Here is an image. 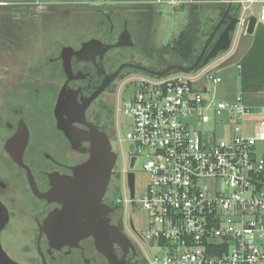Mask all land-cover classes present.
<instances>
[{"label": "flooded vegetation", "instance_id": "obj_1", "mask_svg": "<svg viewBox=\"0 0 264 264\" xmlns=\"http://www.w3.org/2000/svg\"><path fill=\"white\" fill-rule=\"evenodd\" d=\"M84 3L90 6L77 17L83 23L77 25L75 11ZM137 5L143 4L0 0V212L7 218L0 229V245L16 263L108 264L92 238L54 247L43 231L45 218L61 206L40 195L51 189L52 176H71L73 168L88 157L87 142L73 146L58 128V118L69 122L70 116L77 130L87 129L84 122L106 134L116 159L102 204L109 209L105 215L109 224L127 241L123 248L115 245L114 253L126 264H145L136 217L139 225L145 223L137 200L145 194L147 183L141 181V161L129 141L130 128L124 125L119 105L128 78L150 75L137 71L124 76L133 71L124 69L88 102L120 64L153 69L143 64L151 57L145 40L152 12ZM118 43L122 46L106 50ZM234 47L219 52L208 65L222 62ZM222 52L226 56L216 60ZM60 95L62 106H58ZM73 102L76 113L71 111Z\"/></svg>", "mask_w": 264, "mask_h": 264}, {"label": "built area", "instance_id": "obj_2", "mask_svg": "<svg viewBox=\"0 0 264 264\" xmlns=\"http://www.w3.org/2000/svg\"><path fill=\"white\" fill-rule=\"evenodd\" d=\"M233 4L239 21L254 15L264 26V0ZM203 76L206 91L194 85ZM221 82L208 66L127 79L119 110L130 120L137 156L143 149L149 155L142 164L149 182L137 200L149 215L145 264H264V105L248 103L241 92L217 99L211 88Z\"/></svg>", "mask_w": 264, "mask_h": 264}, {"label": "water", "instance_id": "obj_3", "mask_svg": "<svg viewBox=\"0 0 264 264\" xmlns=\"http://www.w3.org/2000/svg\"><path fill=\"white\" fill-rule=\"evenodd\" d=\"M233 0L227 1V6L215 23L213 29L203 42L200 52L189 66L171 64L162 70H153L134 63H122L117 69L106 76L98 91L88 99L92 100L104 87L115 79L124 69H132L140 73L161 77L172 71L191 73L197 69L204 68L209 61L221 51H226L234 44L233 52L221 63L215 65L214 70H220L230 65H238L253 42L254 30L256 28V17L249 15L243 21L237 16H232L231 8ZM240 24V26H238ZM224 30L215 39L219 29ZM128 39V34L126 35ZM215 39V41H214ZM212 48L207 53L209 46ZM118 43L114 46H107L106 50L112 47H120ZM214 72L213 70H211ZM195 87L206 91V78L194 82ZM75 102V100H74ZM72 103V112H77V105ZM64 104L62 96L59 97L58 106ZM83 106L86 101H83ZM82 106V107H83ZM75 112V113H76ZM69 122L58 118V128L65 132L73 146L80 142H87V160L74 167L71 176L51 177V189L41 194L40 197L50 202L59 204L60 209L51 212L43 221V231L47 234L54 247L74 246L81 239L92 238L96 251L101 254L108 264H126V261L114 253L115 245L123 248L127 244L124 236L116 227L109 224L105 217L109 210L102 204L103 196L108 187L116 156L112 152L110 142L105 133L97 130L93 125L82 123L86 130L79 131L71 126ZM82 122L83 120H79ZM6 213L0 212V229L6 223ZM0 264H19L11 260L3 251L0 245Z\"/></svg>", "mask_w": 264, "mask_h": 264}, {"label": "rangeland", "instance_id": "obj_4", "mask_svg": "<svg viewBox=\"0 0 264 264\" xmlns=\"http://www.w3.org/2000/svg\"><path fill=\"white\" fill-rule=\"evenodd\" d=\"M82 2L90 1H102V0H76ZM132 1L143 4L137 5L136 8L140 10H145L150 8L151 18L147 22V32L145 47L150 54V60H145L143 64L150 66L153 70H161L168 65L175 64V61L178 59L172 51V46L175 40L178 38L179 34L185 30H189L195 36L196 43V54L199 53L204 40L207 35L213 29L215 23L218 21L219 17L222 15L223 11L227 6L228 0H198L199 2L192 5H183L180 7H172L164 3L165 0H125ZM84 8H79L77 16L74 21L75 24H83L81 19L77 17L80 16V13L84 9H88L90 5L84 3L80 5ZM250 11H248V14ZM255 15H258V11L254 12ZM143 18V16H142ZM140 23H145L144 21ZM134 26V24H133ZM133 28V27H132ZM206 32V33H205ZM196 33V34H195ZM205 33V34H204ZM227 52H222L218 55L216 60L222 57H225ZM224 55V56H223ZM216 63V62H215ZM221 63V62H220ZM181 65V64H180ZM208 67L214 71L217 75L222 78V82L217 84L215 87H212L211 94L214 93L215 97L219 100H231L237 94L240 93L239 88V66L236 64L227 66L220 70H214L215 65L211 64ZM133 73V71H127L124 76H127ZM135 92V89L130 90ZM127 96V94H125ZM246 101L254 106H263L264 105V93L252 94L245 93L243 95ZM125 127H129L130 120L125 118ZM224 129V126H221ZM211 128L210 125H200L199 129L207 130ZM218 135H223V130L218 131ZM148 150L143 149L142 154L138 155L139 160L141 161V169L144 176L141 177L145 179L147 185L149 182L148 174L143 170L142 164L148 159L149 155L147 154ZM211 183V181H208ZM215 187L220 189L222 192H229V188L216 182ZM146 192V191H145ZM138 195V194H137ZM141 198V197H140ZM138 198V199H140ZM124 205V204H122ZM137 212V211H135ZM145 213V223L139 225L137 215L135 214L136 221L138 222V230L144 236L149 215L146 211L142 210ZM144 218V216L142 217Z\"/></svg>", "mask_w": 264, "mask_h": 264}, {"label": "trees", "instance_id": "obj_5", "mask_svg": "<svg viewBox=\"0 0 264 264\" xmlns=\"http://www.w3.org/2000/svg\"><path fill=\"white\" fill-rule=\"evenodd\" d=\"M238 6L231 8L232 16H238ZM206 33V32H205ZM204 33V34H205ZM196 34V33H195ZM195 36L189 30L179 34L172 51L178 57L175 64L189 66L197 56ZM239 66V88L245 93H264V26L257 25L254 30L253 42L250 49L242 58ZM162 70V69H161ZM133 72H137L133 70ZM245 98V97H244Z\"/></svg>", "mask_w": 264, "mask_h": 264}, {"label": "crops", "instance_id": "obj_6", "mask_svg": "<svg viewBox=\"0 0 264 264\" xmlns=\"http://www.w3.org/2000/svg\"><path fill=\"white\" fill-rule=\"evenodd\" d=\"M137 2H138V1H136V3H137ZM198 2H199V1H198ZM198 2H197V3H198Z\"/></svg>", "mask_w": 264, "mask_h": 264}]
</instances>
